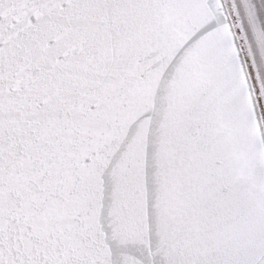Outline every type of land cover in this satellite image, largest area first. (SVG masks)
Segmentation results:
<instances>
[{
  "label": "snow or ice",
  "instance_id": "snow-or-ice-1",
  "mask_svg": "<svg viewBox=\"0 0 264 264\" xmlns=\"http://www.w3.org/2000/svg\"><path fill=\"white\" fill-rule=\"evenodd\" d=\"M0 264H264V0H0Z\"/></svg>",
  "mask_w": 264,
  "mask_h": 264
}]
</instances>
